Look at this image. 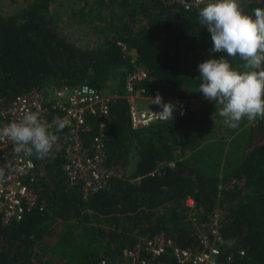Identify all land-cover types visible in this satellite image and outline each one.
Instances as JSON below:
<instances>
[{"label": "trees", "instance_id": "16d2710c", "mask_svg": "<svg viewBox=\"0 0 264 264\" xmlns=\"http://www.w3.org/2000/svg\"><path fill=\"white\" fill-rule=\"evenodd\" d=\"M56 3L28 0L18 13H0V100L10 104L31 91L80 85L117 95L82 135L87 148L102 135L106 164L116 176L83 197L66 180L63 150L31 157L38 208L6 224L0 214V264L116 261L138 238L160 232L178 247L200 251L189 218L194 212L205 220L217 207L225 213L223 239H235L234 247L244 251L235 254L234 264H264V119L227 148L209 137L218 106L197 91L198 64L226 54L209 52L211 36L199 23V9L159 0H96L95 11L79 7L71 14L97 33L93 47L81 48L60 33ZM241 5L252 14L264 0ZM123 47L137 54L148 74L135 89L147 99L159 93L164 103L172 102L174 119L132 128L123 97L132 66ZM228 59L234 67L243 63ZM0 167L6 170L7 163L0 159ZM187 199L195 204L192 212ZM231 252L222 246V258ZM162 260L174 264L169 255Z\"/></svg>", "mask_w": 264, "mask_h": 264}, {"label": "built area", "instance_id": "2783aa9c", "mask_svg": "<svg viewBox=\"0 0 264 264\" xmlns=\"http://www.w3.org/2000/svg\"><path fill=\"white\" fill-rule=\"evenodd\" d=\"M164 5H183L180 0H159ZM198 10L203 5H197L195 0H187ZM184 9V8H183ZM185 10V9H184ZM186 11V10H185ZM122 51L128 57L132 70L125 79L123 96L130 105V121L133 129L148 127L153 123L165 122L155 113L162 111L160 107L140 108L139 101L147 100L135 86L147 79L146 70L138 62L134 51ZM85 87L92 92L84 91ZM118 97L101 94L97 90L80 85L76 87H58L49 91H31L17 96L10 104L0 100V126L10 122H19L25 111L39 112L42 122L54 131L56 117L66 118L69 122L59 136L60 149L65 156L63 167L66 180L70 185L78 186L83 197L95 194L107 187L108 181L116 176L112 168L106 165V152L102 144V135L91 140L87 148L82 142V135L90 131L89 121L92 117L106 114L109 102ZM154 105V104H153ZM184 103H179L178 112L184 113ZM0 159L7 163L5 177L0 181V214L6 224L20 221L26 212L38 208V198L31 184L36 175V164L32 158L17 154L8 141H0ZM172 163L168 166L172 167ZM190 212L195 210L192 199L185 202ZM224 210L215 208L205 220H200L191 213L189 218L196 236L200 251L181 248L173 244L171 238L164 232L151 237L138 238L129 249L123 251L122 258L116 261L100 260L99 264H166L163 256L169 255L174 264H234L235 254L244 255V251L236 246L235 239L224 240L220 232V223L224 219ZM222 246L233 249L222 258Z\"/></svg>", "mask_w": 264, "mask_h": 264}, {"label": "clouds", "instance_id": "9594fccd", "mask_svg": "<svg viewBox=\"0 0 264 264\" xmlns=\"http://www.w3.org/2000/svg\"><path fill=\"white\" fill-rule=\"evenodd\" d=\"M186 11L193 4L180 0ZM203 5L198 10V20L211 36L210 53H223L218 58H208L198 64L200 80L197 91L203 98L218 106L219 116L227 127L235 129L242 120L264 119V8H254L252 14L244 11L241 0H195ZM239 58L240 69L228 58ZM84 91L92 92L85 87ZM162 111L155 113L163 121L174 119L175 105L164 103L159 93L151 103ZM69 122L56 117L54 131L42 122L39 112L25 111L19 122L0 126V141H8L17 154L24 157L43 158L60 150L57 133ZM5 168L0 167V181Z\"/></svg>", "mask_w": 264, "mask_h": 264}, {"label": "rangeland", "instance_id": "374dc122", "mask_svg": "<svg viewBox=\"0 0 264 264\" xmlns=\"http://www.w3.org/2000/svg\"><path fill=\"white\" fill-rule=\"evenodd\" d=\"M27 2L28 0H0V13H18V11L26 6ZM95 2L96 0H57L56 3L55 11L60 20V33L81 48L93 47L98 41L97 33L93 28L91 29L90 26L82 21L80 23L79 18H73L71 14L79 7H84L87 13L88 9L95 11ZM241 65L237 66V68L240 69ZM149 102L151 103V101ZM152 106L160 107L156 104H152ZM259 119L260 118H257L256 120ZM212 120L213 123L208 130L209 137L212 140L224 142L226 148L238 134L244 132L253 122L256 121H248L247 119H244L241 121L239 127L232 129L225 125L224 118L219 116L218 111L215 113ZM135 161L136 158L133 159L130 170L133 169Z\"/></svg>", "mask_w": 264, "mask_h": 264}, {"label": "crops", "instance_id": "0c3cea01", "mask_svg": "<svg viewBox=\"0 0 264 264\" xmlns=\"http://www.w3.org/2000/svg\"><path fill=\"white\" fill-rule=\"evenodd\" d=\"M153 98H155V97H153ZM149 101H151V98L150 99H147V100H141V101H139L138 103H139L140 108H143L144 109V108L151 107L152 104H150Z\"/></svg>", "mask_w": 264, "mask_h": 264}]
</instances>
